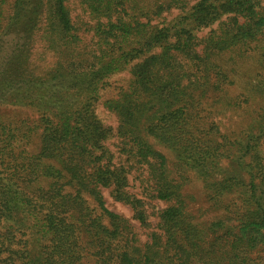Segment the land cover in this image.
<instances>
[{
    "label": "trees",
    "instance_id": "16d2710c",
    "mask_svg": "<svg viewBox=\"0 0 264 264\" xmlns=\"http://www.w3.org/2000/svg\"><path fill=\"white\" fill-rule=\"evenodd\" d=\"M263 42L264 0H0V264H261L264 89L231 100L239 130L200 107L237 82L221 56ZM189 171L224 215L194 221ZM107 197L143 226L166 202L159 231L139 244Z\"/></svg>",
    "mask_w": 264,
    "mask_h": 264
},
{
    "label": "rangeland",
    "instance_id": "374dc122",
    "mask_svg": "<svg viewBox=\"0 0 264 264\" xmlns=\"http://www.w3.org/2000/svg\"><path fill=\"white\" fill-rule=\"evenodd\" d=\"M261 47H263L262 51L264 52V42L261 44ZM262 51H257L247 56H240L237 55V53L233 55L232 53L226 52L221 56L220 61L223 62V64L227 66L229 70H232V75L235 77L237 82L229 86L222 84L221 89L218 91H209L203 98V104L200 107V112L202 111L201 114H205L206 110H219L220 112L214 120H222V123L225 125V127H228L229 130H239L243 125H246L251 120V118L254 116L252 109L250 108L246 112L239 107L233 108V105H231L233 104L231 100H234V97L242 90L247 88L252 89L255 87L252 85H257L253 90L254 93H260L261 89H264V83L261 80L259 81L254 79L250 81L254 74L263 73V70L259 69V66L261 65L260 59H262L264 56L262 55ZM47 61L51 64L53 57H49ZM129 77L130 74L128 71H123L114 75L112 78L113 86L104 91V97L106 98L113 96L117 89L115 87L125 85L128 82ZM24 112H26L25 109H19L16 106H9L4 111H1V116L3 118H7L8 116H21L24 114ZM101 112L105 118H108L110 121L114 120V122H116V117L112 113L104 109H101ZM260 144L264 154V138ZM155 147L167 155L169 164L171 167H173L172 164L175 160L174 155L170 153L167 148L162 147L159 144H156ZM37 149L38 144L37 139H35L30 146V150ZM138 174L139 172H137L134 176L135 178L139 179L137 184L140 186L142 185L143 181L142 176H139ZM188 176L189 180L188 183H186L183 187V191L186 195L188 210L192 214L198 216L194 219V221L207 223L208 220L215 218L217 219L218 213L224 215V212H221L218 209H215V211L210 207V194L205 187L203 179H199L195 171H189ZM151 203L154 207L151 205L147 207L148 222L150 225L143 226L134 217L133 210L129 206L118 202H113L110 197H107V204L110 206V209L127 218L129 224L133 227V231L138 239L139 244L149 241L150 235L153 231H159V218L157 212H159L161 208L167 206L166 202L152 201ZM92 206L96 207L97 203H93ZM224 219L226 220L227 217ZM105 222L107 223V219H105ZM253 257H257L260 263L264 264V253L255 251Z\"/></svg>",
    "mask_w": 264,
    "mask_h": 264
}]
</instances>
